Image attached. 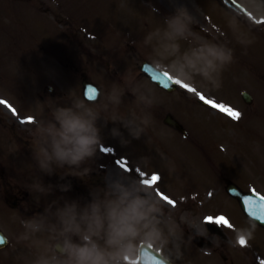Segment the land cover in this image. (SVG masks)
Masks as SVG:
<instances>
[{"label":"rangeland","instance_id":"obj_1","mask_svg":"<svg viewBox=\"0 0 264 264\" xmlns=\"http://www.w3.org/2000/svg\"><path fill=\"white\" fill-rule=\"evenodd\" d=\"M121 3L118 0H0V99L6 96L16 102L18 99L27 101V104L12 103L6 98L12 105L21 104L31 116L38 114L43 125L50 120L55 123L52 113L57 107H73L81 112L90 110L96 114L102 143L96 157L88 161L93 167L87 168L92 170L99 165L95 176L102 179V184H88L90 182L84 180L89 175L86 169L53 165L52 175L41 172L32 156L33 146L38 143V132L34 129L37 120L27 122L29 134L22 136L30 138L31 156L21 150L24 143H20L17 149L21 156L15 153L16 159L21 158L22 163H14L16 159L11 155L10 145L0 138V154L9 158L10 166L14 163V170L9 168L11 171L4 172L0 182L12 184L13 193L28 197L32 208L46 211L59 223L57 208L63 207L65 202L75 200L83 204L92 199L89 192L102 194L101 190L109 185L108 181L117 176L127 183L138 181L151 191L153 199L158 197L161 202L158 206L163 209L161 220L165 238L156 248L163 249L168 259L178 264H264V230L255 226L252 239L246 240L244 245L238 243V230L250 229L253 224L234 201L224 196V179L233 180L231 174L237 180H244L240 183L245 182L244 188L252 185L264 195V180L251 176L246 179L258 169L256 161L249 166L247 156L241 154L240 149L247 150L249 145L246 140L237 141L233 135L243 130L244 125H240L241 120L231 124L213 109L202 110L197 103L204 94L228 104H241L239 99L236 102L241 89L235 94L234 84L223 80L227 77V66L218 89L199 78L193 84L195 87L177 79L179 89L172 94L158 89L140 76L139 71L141 60L147 59L171 74L168 66L174 58L167 56L164 50L172 42L165 39L168 26L164 19L183 4L195 13H189L190 20L186 22L196 30L186 32L185 39L176 41L181 50L196 45L192 40L197 44L211 43L208 23L214 29L213 33L218 34L219 42L233 49L235 58L252 57L258 61L253 63V73L258 78L256 84L263 86L264 71L257 68L263 67L262 41L256 38L252 29L264 18L261 1H141L139 6L157 12L142 14L132 6H125L137 3L131 0L123 6ZM40 6L46 9V13L39 11ZM88 21L99 28H91ZM113 23L125 33H134L138 40L127 35L126 39H121L125 46L118 47L120 33L112 31L108 36L103 35L105 26ZM258 37L264 39V35ZM121 48H126L125 56H121ZM120 57L125 63L119 62ZM84 77L101 89L97 104L89 106L82 98L81 80ZM48 87L53 91L50 92ZM33 93L36 98L40 95L41 104L34 98L32 100ZM258 94L261 96V91ZM0 104H4L3 101ZM76 105L81 107L76 109ZM1 112L10 123L15 122L20 131H25V123L19 122L27 121L24 113L13 116L0 105ZM167 113L182 125L186 134L162 123ZM248 114L247 118H253L252 124L257 122L250 110ZM258 114L261 116L262 113ZM125 124L143 128L140 138L133 139ZM113 129H118L120 135L113 137ZM254 140L253 134L252 144L256 146ZM259 156L264 159V148ZM3 200L0 195V212H10ZM199 202H202L201 207ZM198 210L205 212L199 213ZM210 216L213 221L216 217L217 221L221 218L227 221L226 224L218 223L221 231L217 223L209 222ZM0 218L7 220L8 216L0 215ZM2 223L9 229L8 222ZM27 226L32 227L34 223L28 222ZM42 226L45 230L50 229L47 233L51 237L58 233L53 230L55 225L47 223ZM140 242L153 245L148 240ZM200 242L205 246L201 247ZM222 246L225 253H229L225 262L215 256V252H206L215 247L222 249ZM180 253L182 257L176 259Z\"/></svg>","mask_w":264,"mask_h":264},{"label":"clouds","instance_id":"obj_2","mask_svg":"<svg viewBox=\"0 0 264 264\" xmlns=\"http://www.w3.org/2000/svg\"><path fill=\"white\" fill-rule=\"evenodd\" d=\"M189 20L184 6L176 8L171 19L166 20L165 39L172 43L164 51L174 58L168 67L174 79L185 84H194L199 78L218 89L222 72L234 62L233 49L216 43H200L181 50L176 41L185 39L186 32L190 31L186 22ZM52 115L55 123L50 120L43 125L37 120L34 124L39 142L33 146L32 156L40 171L52 175L53 165L79 169L94 159L102 143L98 116L90 110L81 112L73 107H57ZM124 126L133 139H139L144 130ZM112 135L119 136V130L113 129ZM101 191L102 194L89 192L92 199L83 204L74 200L57 208L62 241L55 245L52 260L62 259L63 264H131L140 255L141 240L157 247L165 238L163 209L158 206L161 202L158 197L153 199L146 186L138 181L127 183L117 176ZM254 229L255 225L238 230L237 242L241 238L252 239ZM40 230L39 223L33 226V231ZM181 257L182 253L176 259ZM40 264H49V261L45 259Z\"/></svg>","mask_w":264,"mask_h":264},{"label":"water","instance_id":"obj_3","mask_svg":"<svg viewBox=\"0 0 264 264\" xmlns=\"http://www.w3.org/2000/svg\"><path fill=\"white\" fill-rule=\"evenodd\" d=\"M143 70L145 72L149 73L150 76L152 77L153 81L157 82L160 86L165 87V88H172L173 87L171 81L165 75L156 72L150 66L145 65L143 67ZM87 92H88V96H90L89 90H87ZM167 122L171 126H173L175 128H179V126L173 120H171V119L168 118L167 119ZM232 193L234 195H236V196H239V194L237 192H232ZM251 204H253V203L246 204V203L243 202V205H244V207L246 209H248L251 206ZM252 206H254V207H252L250 209V211H248L249 214L253 217V219L255 221L257 220V221H259L260 224H263L264 225V223H262L263 220H264V204L262 203V200H259V199L256 200ZM143 258L144 259L141 260V263L142 264H147L148 257L147 256H144Z\"/></svg>","mask_w":264,"mask_h":264},{"label":"snow or ice","instance_id":"obj_4","mask_svg":"<svg viewBox=\"0 0 264 264\" xmlns=\"http://www.w3.org/2000/svg\"><path fill=\"white\" fill-rule=\"evenodd\" d=\"M170 80V79H169ZM175 84H180V82L179 81H175L174 82ZM183 87H187V85H183ZM190 91H192V89H189ZM89 94L90 95H95V90L94 89H89ZM201 99L203 100L204 98H203V96H201ZM0 103H2V101H0ZM232 115H233V117L234 118H238V116H239V114L238 113H232ZM155 176V175H154ZM155 178L158 180L159 179V177L158 176H155ZM209 219V222H213L212 221V218H208ZM216 223H220V222H222V223H227V221L226 220H224L223 218H221L220 219V221H215ZM239 243L241 244V245H244L245 243H246V240H244L243 238H241L240 239V241H239Z\"/></svg>","mask_w":264,"mask_h":264},{"label":"bare ground","instance_id":"obj_5","mask_svg":"<svg viewBox=\"0 0 264 264\" xmlns=\"http://www.w3.org/2000/svg\"><path fill=\"white\" fill-rule=\"evenodd\" d=\"M111 183H112V181L111 180H109V184L111 185Z\"/></svg>","mask_w":264,"mask_h":264},{"label":"flooded vegetation","instance_id":"obj_6","mask_svg":"<svg viewBox=\"0 0 264 264\" xmlns=\"http://www.w3.org/2000/svg\"><path fill=\"white\" fill-rule=\"evenodd\" d=\"M263 104H264V103H263ZM8 188L12 189V187H8ZM6 194H8V193H6Z\"/></svg>","mask_w":264,"mask_h":264}]
</instances>
